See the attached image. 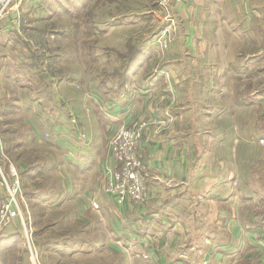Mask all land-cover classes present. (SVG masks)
Instances as JSON below:
<instances>
[{
	"label": "rangeland",
	"instance_id": "obj_1",
	"mask_svg": "<svg viewBox=\"0 0 264 264\" xmlns=\"http://www.w3.org/2000/svg\"><path fill=\"white\" fill-rule=\"evenodd\" d=\"M76 1L17 0L0 21V175L19 180L0 264H156L148 259L164 251L172 259L162 264H264V232H254L264 230V0ZM238 37V62L223 69L221 54L232 57ZM29 47L47 64L42 82ZM93 90L102 108L104 99L152 95L175 110L188 161L144 205L164 226L160 248L152 237L135 244L92 198L64 194L62 167L77 158L69 148L89 142L80 130L96 113ZM130 119L104 136L108 148L135 121L155 136L171 122ZM49 162L57 166L44 172ZM7 227L15 232L3 237Z\"/></svg>",
	"mask_w": 264,
	"mask_h": 264
},
{
	"label": "crops",
	"instance_id": "obj_2",
	"mask_svg": "<svg viewBox=\"0 0 264 264\" xmlns=\"http://www.w3.org/2000/svg\"><path fill=\"white\" fill-rule=\"evenodd\" d=\"M243 41L244 40H241L238 37V44L235 47L236 49L234 50L232 57L230 51L221 54L220 61L224 62V64H222L223 69L228 68V65H234V63L238 62L237 59L241 55L240 47ZM186 43L187 41L185 40V44ZM93 91V93L86 95V97L93 102H96L97 108H95V110L97 115L102 120H104V116L107 119V123L104 128L101 127L104 124H101L102 122L97 118L96 113L92 108L90 117H88V119H90L89 126L84 125V127H82L83 130H80L89 138V142L86 145L80 144L81 146H78V148H73L72 146L70 148L68 147L70 149L69 155H71L72 152L76 154L75 156H77V158H74L75 162H65L64 167H62V169H64L63 179L66 183L64 194H66V191L68 190L69 194H72L71 196L74 198L81 196L88 199L92 198L99 204V207L107 209L105 214L112 213V215L116 217L114 218L116 221V228L120 227L124 232L137 236V243L135 244L142 245L143 240H145L146 245L149 243L153 244L154 240L152 238H156V247L160 248L159 245L164 242L161 240L163 239V236H157V233L155 232L161 231L164 229V226L153 224L156 222V217L154 216H156L157 212L148 210L147 208L149 204L146 205L147 207H140L141 209L134 206L130 201H125L124 204L118 205L114 198L107 193V197L105 196L103 200H100L104 183H107L109 178V168L113 165L108 144L106 146V143L104 140L102 141V139L107 134L112 133L114 129L122 123H129V120H131L130 118L136 115L147 118L149 121L153 122V124L162 120L163 122L159 123L167 125L171 121L170 125H168L169 127L166 130L162 129L159 136L153 135L152 130L145 134L138 153V156L148 166L146 179L147 186L153 194H156L158 193V189L162 187V184L173 182L176 179L179 180L175 173L177 171L181 172L184 166L183 162H186V160L188 161V158H184L179 141L176 139L175 134H173V127L175 128L176 124L175 110H168L166 108L167 105L164 107L160 106L163 101L159 102V105L154 104V100L150 98L152 95H150V97H145V95L142 97L139 95L134 96L133 98H129V101L133 99L131 100V103L127 102L128 96L119 98L116 103L112 99H104L105 106L102 108L103 101L101 95L98 91ZM156 96L160 97L158 95ZM149 101L151 102L149 103ZM79 103L82 104L84 102L80 101ZM83 105L87 108L85 104ZM83 105H80V107ZM118 105L121 106L119 107ZM152 106L156 109L153 110V108H151ZM68 111L71 115L72 112L75 113V115L77 114L76 108L73 106H71ZM82 113L84 114L83 111ZM77 116L79 117V114H77ZM79 121L83 123L84 120L79 117ZM57 127H59V124H57ZM169 128L170 131L168 130ZM48 164L49 165L44 172H46L49 167L52 168L57 166L54 162H49ZM78 183L81 184L80 187L77 186ZM63 198L65 200V197ZM106 205L109 206L107 207ZM82 207L83 206L80 205V208ZM142 210L145 212H141ZM230 225L231 220L228 221V227H230ZM254 230L256 234L258 233V236L263 235L262 232H264V230L262 228H256ZM2 232L4 233V237V235L11 234L15 232V230L14 228L7 227ZM135 232H138L139 234H136ZM0 237H2V233ZM171 243L172 242L170 241L168 246H171ZM150 248L151 246L148 249ZM238 249H240V246ZM156 250L158 249L156 248ZM239 251L240 250H238V252ZM164 253V257H161L160 260L159 258L157 259L156 255H153V257L150 256L148 262L156 264L170 263L172 258L168 257L167 251H164Z\"/></svg>",
	"mask_w": 264,
	"mask_h": 264
},
{
	"label": "built area",
	"instance_id": "obj_3",
	"mask_svg": "<svg viewBox=\"0 0 264 264\" xmlns=\"http://www.w3.org/2000/svg\"><path fill=\"white\" fill-rule=\"evenodd\" d=\"M17 0H0V21L10 10L16 8ZM15 16V14H14ZM143 122L135 121L113 134L109 140V148L113 165L109 168V178L106 184V193L112 196L118 205L130 201L138 207H143L149 201L147 186V169L138 156L140 141L144 135ZM15 172V171H14ZM13 172V173H14ZM2 190L6 193L2 201ZM19 191L17 174H12L10 182L2 180L0 175V229L15 213L16 196Z\"/></svg>",
	"mask_w": 264,
	"mask_h": 264
},
{
	"label": "trees",
	"instance_id": "obj_4",
	"mask_svg": "<svg viewBox=\"0 0 264 264\" xmlns=\"http://www.w3.org/2000/svg\"><path fill=\"white\" fill-rule=\"evenodd\" d=\"M68 2H70L71 5L75 4V5H79L81 4L83 1H76V2H73V0H68ZM24 29V27H23ZM24 42L22 41H17L15 42V46L18 47V49L21 51L24 47ZM28 50V56L27 58L30 59L31 63H30V70L31 71H34L36 72L39 77H40V82H42L44 80V78H46V74H47V71H46V68H47V64H46V67L44 66V61L42 59V57H40L39 55L36 54V52H34L32 49L27 48ZM26 59V57H25ZM129 68V67H128ZM130 70V69H129ZM44 170V169H42Z\"/></svg>",
	"mask_w": 264,
	"mask_h": 264
}]
</instances>
